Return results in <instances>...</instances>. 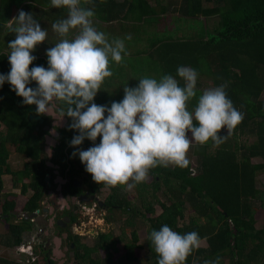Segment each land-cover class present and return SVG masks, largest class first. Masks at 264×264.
Returning <instances> with one entry per match:
<instances>
[{"label":"trees","instance_id":"16d2710c","mask_svg":"<svg viewBox=\"0 0 264 264\" xmlns=\"http://www.w3.org/2000/svg\"><path fill=\"white\" fill-rule=\"evenodd\" d=\"M93 2L98 18L105 23L114 20L140 23L149 18L154 20L158 15L148 0H91L90 4ZM36 5L42 9L50 8V0H0V37L9 40L3 33L9 29L6 24L15 10L27 11ZM82 6H87L83 0ZM163 6L161 12L165 14L168 7ZM178 13V18L197 20L201 35L196 39L153 41L149 58L156 61L162 76L170 74L175 77L178 67L188 66L198 73L197 78L210 80L213 87L227 83L226 94L244 117L232 134L253 136L254 141L249 145H238L234 136L232 145L224 142L213 147L211 141L204 146L195 143V167L190 162L186 168L158 166L151 169L148 174L150 182L140 183L147 191L139 192V197L146 196L150 190L152 198L144 207L145 215L122 193L124 186L111 188L105 201L108 207L105 221L117 219L120 210L130 219L137 218V215L146 217L151 230L158 231L168 225L180 234L197 232L201 239H205L206 245L194 250L185 264H204L217 257L219 264H264V218L261 226L256 227L257 206L253 204V201L261 200L264 205V190L256 183L257 174L264 172V101L261 99L264 92V0H183ZM211 19L216 20L212 28L208 26ZM34 56L36 59L30 69L35 66L47 68L46 54ZM9 71L7 52H0V74L6 75ZM180 83L183 86V81ZM196 92L197 97L202 94L199 89ZM122 99L123 95L119 101ZM93 102L111 106L104 95L96 96ZM196 102L197 98L189 102L190 111ZM30 116H40L36 114L35 106L24 105L8 83L0 86V221L7 223L5 239H1L6 246L21 245L24 233L32 230L34 222L15 219L13 211L17 202L10 199L12 195H2V176L9 175L13 188L24 195L21 210L28 213L40 208L45 197L44 178L46 174L53 175L47 163L59 167L60 174H67L71 179L80 174L91 178L79 157H72L76 149L69 144L78 133L69 129L71 120L65 117L66 125L59 130L57 145L52 148L49 159L44 150L47 132L43 128L49 124L50 118L42 115L43 123H39ZM99 142L97 137L95 144ZM91 146L93 142L85 140L80 149L87 150ZM9 148L27 160L21 169H10L7 162ZM255 158L261 162L253 163ZM94 186L102 185L94 183ZM160 191L165 202H159L157 198ZM158 202L161 212L154 214L153 204ZM187 212L194 216L185 222ZM130 235V242L123 245L124 257L114 259L108 250H116V240L110 232H102L95 240L94 248L105 250L106 260L92 258L86 264L136 262L135 249L140 247L136 229ZM146 263L157 264L153 249ZM0 264L33 263L30 257L26 262L0 258Z\"/></svg>","mask_w":264,"mask_h":264},{"label":"clouds","instance_id":"9594fccd","mask_svg":"<svg viewBox=\"0 0 264 264\" xmlns=\"http://www.w3.org/2000/svg\"><path fill=\"white\" fill-rule=\"evenodd\" d=\"M90 2L83 0V4ZM50 7L66 9L67 15L52 24L61 39L46 51L47 68L30 69L36 59L32 53L45 42L47 31L33 14L20 10L9 24L15 39L7 44L10 71L0 74V86L8 83L24 105L35 106L37 115L58 122L64 117L71 120L69 129L78 133L69 144L76 149L72 157H79L97 185L132 189L158 166L186 168L193 142L204 146L211 141L219 147L242 122L243 114L226 94L227 83L205 89L197 97L198 73L188 66L178 67L175 77H142L136 87H124L123 99L110 107L95 104L105 78L113 74L110 63L120 64L124 39L131 37L109 41L94 26L93 8L82 6V0H50ZM32 82L35 88L29 87ZM193 98L197 102L190 111ZM97 137L99 144H95ZM85 140L93 146L81 150ZM149 240L157 264H185L201 244L197 232L180 234L168 225L152 230ZM204 264H219V257Z\"/></svg>","mask_w":264,"mask_h":264},{"label":"rangeland","instance_id":"374dc122","mask_svg":"<svg viewBox=\"0 0 264 264\" xmlns=\"http://www.w3.org/2000/svg\"><path fill=\"white\" fill-rule=\"evenodd\" d=\"M117 1L121 2L122 0ZM148 2L155 7V10H157L158 13L162 5L168 7L169 11H167L166 13H170V15H164L160 13L161 15L159 16V19L156 22H151L155 19H149L144 25L137 27L134 26L133 29L128 27L130 23L129 21H127V23H124L118 20L108 24H102L98 21L96 16L94 17V26L97 28V30L103 31L109 38V41H111L113 38L124 39L126 36L131 37V39H124L125 51L121 54L122 61L120 62V64H116L115 62L110 63V68L113 74L112 76L105 78L103 84L101 85L100 91L96 95H104L109 105H111L113 101H119L120 97L124 95V87H136L139 83V79H141L142 77L147 76L155 78L157 80L160 79V77L162 76L161 70L158 66H156V61L150 59L148 56L151 50V43L153 41L166 39H196L199 37V35H201L200 25L197 20L178 18L180 16L178 13V8L183 3V0H148ZM85 7L93 8L95 15H99L98 11L95 10L96 5L89 3ZM59 10L60 9L55 8H45L43 10L42 8H40L36 11H25V13H31L35 18H39V20L37 19V21L40 23L41 28L47 31V38L45 42L35 48L32 53L33 56L38 54H46V51L50 47H53L61 39L52 30V24L54 22L66 18L67 10L62 9L60 10L61 13H57V11ZM16 16L17 13L15 11V17ZM12 19L13 18H11V20ZM215 23L216 20L211 19L208 22V26L212 28ZM9 24L10 22H8L6 26L9 27ZM122 25L127 26H125L124 28ZM3 36L9 37V40L5 41L4 38L2 39V37H0V52H7V43L11 40H14L15 35L11 33L9 29H6L3 33ZM212 87V83L206 77L197 78L196 89H199L202 93L205 89ZM261 99L264 101V92L261 95ZM54 122L56 123V125L58 124V121L56 119ZM224 134H226V132L222 131L221 135ZM234 136L237 137L236 143L238 145H249L254 141L253 136H237V134H231L227 136L225 142H228L232 145L234 143ZM194 144L195 142H193L188 152V159L193 167H195L196 165V156L193 154ZM26 161L27 160L25 158L19 157L15 153H13L12 148H9V157L7 162L11 170L15 171L21 169L23 162ZM252 162L259 163L261 162V160L255 158L252 160ZM84 176L85 174H80L79 176H77L76 180H81L84 178ZM1 180L3 183V188L1 192L2 195H12L10 199H15V201L17 202L16 211L19 212L25 200V197H23L24 195L20 194L19 189L13 188L12 182H10L9 175L2 176ZM89 181L91 183L93 182L92 180ZM144 182L148 184L150 182V178L147 177ZM256 183L259 189L264 190V172H260L257 174ZM100 188L101 189L97 191V195L100 200H103L105 197L108 196L111 190L105 188L103 185ZM145 191H147V188H142L140 183L132 189H128L126 186H124L122 189V193L127 196V199L132 203V205L140 208V211L144 213V215L147 213L146 210H144V207L147 206V204L150 203L152 199L150 196V190H148V194L146 196L139 197V192ZM25 196L28 197L29 193ZM157 198L159 199V202H165L164 194H162L161 191L158 192ZM159 202L153 204L154 214H159L161 212ZM253 204L257 206L256 211L258 212V219L255 225L256 227H260L262 224V219L264 218V205L262 204L261 200H255L253 201ZM88 206L89 205H86L85 207L87 208ZM92 207L93 206L91 205L85 210L89 213L88 215H86V217L80 218V222L76 227L77 230L81 231L82 229H84L86 233H90V231L92 230L99 232H110L116 240V250L112 253L113 258L115 259L124 257L123 245L124 243L130 242L131 231L136 229L138 235V244L140 246L139 248L135 249V255L137 260L136 262H130L127 264H147V259L151 250L153 249L149 240V235L152 230L150 224L147 221V218L141 215H137V218L130 219L127 215H125L119 210V213L117 212L116 214L117 219H114L111 222H107L103 219L105 216L103 210H92ZM91 212L93 213L92 218H90ZM100 213L102 214L100 215ZM192 216L194 215H191L187 212L185 214L184 221H189ZM13 219L14 218H12L11 220ZM37 230L38 225L34 222L32 230L28 233H24L23 243L25 244L27 242H30L31 237L33 239L36 238L35 233ZM6 233L7 223L0 221V258H7L11 261L15 260L16 262H26L27 259L31 257L29 255V252H31L32 250L30 251L29 249H24V246H22L21 248H23L24 251H19V249L17 251L16 246L4 245V243L1 242V239H5ZM85 236L87 237L88 235ZM86 239L92 241V238L90 237H87ZM35 242L38 243V240L35 239ZM201 244L206 245L205 240H201ZM99 255L100 258L103 257V254L101 255V253H99ZM192 264L197 263L193 262Z\"/></svg>","mask_w":264,"mask_h":264},{"label":"flooded vegetation","instance_id":"af4514ba","mask_svg":"<svg viewBox=\"0 0 264 264\" xmlns=\"http://www.w3.org/2000/svg\"><path fill=\"white\" fill-rule=\"evenodd\" d=\"M45 116L49 117L48 115ZM49 118V124L47 125L49 126V130L46 131L44 144L46 147V137L50 136L54 140V145L50 146L52 150L57 145L60 135L59 130L63 129L66 123L59 121L56 125L54 122L55 118ZM53 129H55L56 135L50 134V130ZM48 167L50 166L48 165ZM50 168L53 175L46 174L50 177V184L47 185L45 183V197L41 202V207L35 209V211H39L38 215L41 224L38 225V230L35 233L36 238H34L32 244V263L86 264L92 258H99L100 261L106 260L107 252L101 248H96L97 250L94 248L95 240L99 238L102 232L92 230L90 233H86L84 229L79 231L76 227L80 222V218L88 215L89 212L85 210L91 205L93 206L92 210H103L104 215H106L108 207L105 201L108 196L103 200L98 198L97 191L101 188L100 186L95 188L94 182L91 183L89 181L92 178L84 176L81 180H76L77 177L71 179L67 174L61 175L59 167L53 166ZM86 205L89 206L86 208ZM41 214H45L44 217ZM92 215L93 213L91 212L90 218H92ZM73 217L75 221L72 222ZM15 219L20 220L21 218L17 219L15 216ZM103 219L105 220V218ZM85 235L92 238V241L86 239ZM35 239L38 240V243L35 242ZM114 251L108 250L111 254ZM99 253L103 254L102 258H100Z\"/></svg>","mask_w":264,"mask_h":264},{"label":"water","instance_id":"95a60500","mask_svg":"<svg viewBox=\"0 0 264 264\" xmlns=\"http://www.w3.org/2000/svg\"><path fill=\"white\" fill-rule=\"evenodd\" d=\"M29 87L35 88V82L30 83ZM56 114L53 113V116H55ZM30 118L39 121V123H43V119L40 116H30ZM62 123H66V118L64 117L63 120L61 121ZM44 131H48L49 130V126H44ZM50 134L51 135H56V132L53 130H50ZM54 145V140L50 137L47 136L46 137V147H45V153L47 154L48 158H51V154H52V150L50 148V146ZM50 167H53L51 163L48 164ZM45 183H47V185L50 184V177L48 175L45 176L44 178ZM38 210L34 211V212H26V211H13V214L16 216L17 219L20 218H24V219H29L32 222H35L37 225L41 224V221L39 220V215H38ZM45 214H41V216L44 217ZM5 216V215H4Z\"/></svg>","mask_w":264,"mask_h":264},{"label":"crops","instance_id":"0c3cea01","mask_svg":"<svg viewBox=\"0 0 264 264\" xmlns=\"http://www.w3.org/2000/svg\"><path fill=\"white\" fill-rule=\"evenodd\" d=\"M95 2H93V4H94ZM150 4V3H149ZM151 5V4H150ZM152 6V5H151ZM163 6V5H162ZM154 7V6H153ZM164 7V6H163ZM41 7L40 6H38V5H36V6H34V7H31L30 9H29V11H36V10H39ZM51 8V7H50ZM50 8H47V9H50ZM161 9H162V7L160 8V10H159V13H158V15H157V17H155V19L156 20H154L153 22H156L158 19H159V16L161 15L160 13H163V12H161ZM44 10V9H43ZM60 10H62V9H60ZM59 10V11H60ZM16 11V13H18L19 12V10H15ZM25 11V10H24ZM28 11V10H27ZM59 11H57V12H59ZM167 11H169V9L167 8ZM61 13V12H60ZM66 14V13H65ZM64 14V15H65ZM164 15H170V13H166V14H164ZM96 16V18L98 19V21L99 22H101L102 24L103 23H105V22H102V21H100V19L98 18V16L97 15H95ZM15 17V12H14V14H13V16L11 17V18H14ZM34 17V16H33ZM34 19H38L39 20V18H35L34 17ZM150 19V18H149ZM149 19H147V20H149ZM115 21H118V20H114L113 22H115ZM121 22H126L127 23V20H120ZM129 21V20H128ZM10 22V21H9ZM130 23H129V28H131V29H133V26H142V25H144L145 23H146V19L144 20V21H142V22H132V21H129ZM105 24H108V23H105ZM124 28H125V26H127V25H122ZM74 34V33H73ZM72 34V35H73ZM43 55H45V54H43ZM258 213V212H257ZM28 233V232H27ZM201 240H205V239H201ZM200 246H203L202 244H200Z\"/></svg>","mask_w":264,"mask_h":264},{"label":"built area","instance_id":"2783aa9c","mask_svg":"<svg viewBox=\"0 0 264 264\" xmlns=\"http://www.w3.org/2000/svg\"><path fill=\"white\" fill-rule=\"evenodd\" d=\"M34 239L31 237V241H33ZM27 242V243H22L21 245H19V246H16L17 247V251H18V249H19V251H24L23 250V248H21L22 246H24V249H29L30 251L32 250V244H33V242ZM26 251V250H25ZM21 253H23V252H21ZM29 255L30 256H33V254H32V251L31 252H29ZM32 258V257H31Z\"/></svg>","mask_w":264,"mask_h":264}]
</instances>
